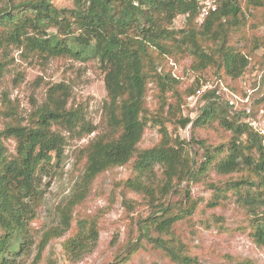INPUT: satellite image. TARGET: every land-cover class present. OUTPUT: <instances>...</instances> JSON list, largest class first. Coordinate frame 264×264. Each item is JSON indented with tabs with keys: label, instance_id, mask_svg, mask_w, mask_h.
Masks as SVG:
<instances>
[{
	"label": "trees",
	"instance_id": "1",
	"mask_svg": "<svg viewBox=\"0 0 264 264\" xmlns=\"http://www.w3.org/2000/svg\"><path fill=\"white\" fill-rule=\"evenodd\" d=\"M74 4L73 8H58L52 0H0V87L10 46L16 45L43 59H98L107 91L100 125L89 119L82 104L73 101L64 80L48 85L44 102L26 124L9 104L8 93L0 92L1 107L6 105L0 109V115L4 113L0 117V264H54L51 259L41 260L48 243L71 229L74 206L84 203L102 174L125 165L132 167L125 188L150 197V202L158 195V203L139 221L138 235L129 240L123 258L129 260L150 244L174 264H192L195 259L185 252L176 230L178 223L191 220L198 207L190 189H186V203L171 194L180 192L177 187L184 180L198 182L210 171L230 178L225 185L212 182L209 186L215 195L227 186L239 193L251 218V236L264 245V135L251 124L264 120V99H256L250 112L237 111L216 93L224 84L234 93L245 94L240 79L250 59L232 43L234 34L246 24L241 0H221L218 10L203 20L196 0H74ZM247 4L264 8V0H247ZM179 15L186 16L185 25L175 29L172 24ZM253 37L251 55L264 45V34ZM187 56L192 58L193 71L213 68L215 73L212 81L187 87L183 97L167 57L178 62ZM207 83L214 87L197 97V117L182 115L177 121L182 128L191 124L192 142L204 152L198 163L183 148V143L191 142L169 135L165 118L181 112L187 99ZM172 90L173 96L169 95ZM152 99L158 103L156 108L151 106ZM216 124L228 132L225 141L208 144L195 137L198 129ZM152 125H157L161 140L143 147V135ZM65 131L79 138L97 133L76 152L82 173L77 193L61 210L62 226L47 229L36 240L31 222L45 177L63 159ZM9 139H14L15 151L6 146ZM157 166L162 169L160 184L155 180ZM219 204L217 196L208 207ZM85 223L81 221L63 243L75 261L92 252L98 239L97 222Z\"/></svg>",
	"mask_w": 264,
	"mask_h": 264
},
{
	"label": "rangeland",
	"instance_id": "2",
	"mask_svg": "<svg viewBox=\"0 0 264 264\" xmlns=\"http://www.w3.org/2000/svg\"><path fill=\"white\" fill-rule=\"evenodd\" d=\"M52 2L58 8L75 7L74 0H52ZM241 4L246 24L234 34L232 43L234 42L237 48L245 50L250 63L240 81L244 85L245 92L250 87H257L254 96L264 99V45L256 49L253 55L249 54L251 42L255 40L253 36L259 37L264 34V8L248 5L247 0H241ZM185 21L186 16L179 15L172 27L181 29ZM8 60L9 65L0 92L5 90L8 93L9 104L17 108L18 116L24 119V124L28 123L29 115L44 102L48 85L64 80L70 85L73 101L82 104L88 111L89 119L94 124L100 125L107 91L104 85L105 75L99 68L98 59L92 56L79 59L73 57L43 59L17 48L16 45H11ZM167 60L169 66L173 67L174 76L180 80L178 90L183 97L190 85L197 86L198 82L203 83L205 79L213 80L215 70L210 68L209 71L204 72L193 71L190 66L192 62L190 56L178 62L171 57H167ZM173 94L172 90L169 95L173 96ZM151 97L153 96L150 95ZM196 99L197 96L189 97L182 111L173 117H166L165 123L173 140L179 135L181 139L191 142L183 143V148L199 163L204 159V152L192 142L191 124L182 128L177 122L182 115L190 114L192 118L197 117L199 106L195 107ZM152 100L151 106L156 108L158 103L155 99ZM171 100L169 96L168 101ZM3 102L0 98V109L6 107V105L1 107ZM0 117L4 118V113ZM2 122L3 120L0 119V128ZM259 123L260 126L255 124L253 127L264 128V120ZM63 133L66 137L63 159L60 165L53 167L51 174L45 177L36 217L31 222L36 240L40 239L47 229L62 226L61 210L77 193V183L82 173L81 166L76 162V152L97 132L83 138L73 136L70 132ZM228 136V132L217 124L198 129L195 134L197 139L217 145L225 141ZM161 137L157 125H152L146 129L141 145L153 146L161 140ZM6 146L10 151H15L14 139L6 141ZM130 175H132L131 165L117 167L102 174L95 181L84 203L74 206L71 229L65 235L55 237L48 243L45 249L46 255L41 261L51 259L54 264H174L164 251L154 249L150 244L132 255L129 260L123 258L129 240L138 235L139 221L147 217L152 206L158 203V195L150 202V197H144L125 188L124 181ZM155 175V180L160 184L162 169L159 166L155 167ZM229 179L210 171L198 182L184 180L177 187L180 192L171 194L174 200L186 203V189H190L192 199L198 207L191 220L185 224L178 223V232L176 230V235L185 243V252L195 259L192 264H264V245L256 243L251 236V218L247 208L240 201L239 193L227 186L220 195H215L214 188L209 186L212 182L225 185ZM144 180L148 181L147 178ZM217 196L220 197L221 204L208 207V203ZM81 221H86L85 224L97 222L99 234L93 251L75 261L67 255L63 243L79 228ZM154 235L157 236L156 233Z\"/></svg>",
	"mask_w": 264,
	"mask_h": 264
},
{
	"label": "built area",
	"instance_id": "3",
	"mask_svg": "<svg viewBox=\"0 0 264 264\" xmlns=\"http://www.w3.org/2000/svg\"><path fill=\"white\" fill-rule=\"evenodd\" d=\"M221 0H196L198 9H199V15L200 20H203L206 16L210 15L213 12H216L218 10V3ZM214 85L211 83H207L204 86H201L197 90V97L205 92L206 90L212 89ZM258 90L257 87L248 89L244 95H239L237 93H234L231 91L227 86L224 84H221V86L216 91L217 95H223L224 100L228 103V105L233 108L234 110H246L247 112L251 111V108L260 96H254L255 92ZM253 126L255 124L260 126V123L258 121H254L251 123ZM258 126V128H255L258 130L262 135H264V128H261ZM264 141V139H263Z\"/></svg>",
	"mask_w": 264,
	"mask_h": 264
}]
</instances>
